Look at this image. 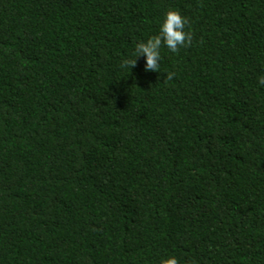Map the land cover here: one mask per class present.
I'll list each match as a JSON object with an SVG mask.
<instances>
[{
    "label": "trees",
    "instance_id": "1",
    "mask_svg": "<svg viewBox=\"0 0 264 264\" xmlns=\"http://www.w3.org/2000/svg\"><path fill=\"white\" fill-rule=\"evenodd\" d=\"M261 76L264 0H0V264H264Z\"/></svg>",
    "mask_w": 264,
    "mask_h": 264
},
{
    "label": "clouds",
    "instance_id": "2",
    "mask_svg": "<svg viewBox=\"0 0 264 264\" xmlns=\"http://www.w3.org/2000/svg\"><path fill=\"white\" fill-rule=\"evenodd\" d=\"M189 23L188 18L182 16L179 11L169 10L165 14L159 33L150 36L146 41L137 42L131 55L122 59L120 68L134 69L138 65V59L144 57L146 60L145 73L160 72L162 47H166L172 53H179L181 48L192 46L194 34L192 31H185ZM174 76V72L166 73L165 82L171 81ZM259 84L264 86V76L260 77ZM161 264H179V261L173 256L162 260Z\"/></svg>",
    "mask_w": 264,
    "mask_h": 264
}]
</instances>
